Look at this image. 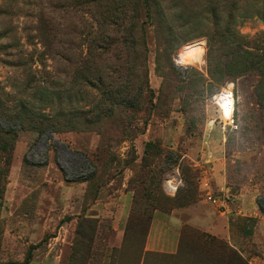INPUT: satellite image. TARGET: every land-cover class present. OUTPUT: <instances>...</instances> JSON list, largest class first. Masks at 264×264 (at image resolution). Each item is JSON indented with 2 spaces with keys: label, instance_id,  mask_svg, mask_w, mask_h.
I'll return each mask as SVG.
<instances>
[{
  "label": "rangeland",
  "instance_id": "obj_1",
  "mask_svg": "<svg viewBox=\"0 0 264 264\" xmlns=\"http://www.w3.org/2000/svg\"><path fill=\"white\" fill-rule=\"evenodd\" d=\"M226 24L264 57V0H0V264H221L196 235L264 264V63H172ZM228 82L235 129L203 103ZM184 189L226 201L229 235L186 224L185 252L146 249Z\"/></svg>",
  "mask_w": 264,
  "mask_h": 264
},
{
  "label": "trees",
  "instance_id": "obj_2",
  "mask_svg": "<svg viewBox=\"0 0 264 264\" xmlns=\"http://www.w3.org/2000/svg\"><path fill=\"white\" fill-rule=\"evenodd\" d=\"M244 41L245 40L243 36L236 32L233 29L232 25L230 26V24H226L221 29H215L211 34L208 35V49L206 53V62L208 69L211 72H215L220 69V54L226 51V49L231 51L235 56H238L241 59H245L246 68L256 69L262 67L264 63L263 54L253 53V47H245L243 44ZM83 80L86 84L91 85L88 79ZM179 188L176 190L175 194L178 192ZM182 193L184 194L181 195L180 193V202L178 207L188 206L192 201V196L187 189H184ZM257 204L260 211L264 214L263 204L260 199L257 200ZM184 227L185 225L181 229L180 239L178 243L179 246L178 250L175 253L179 251L185 252V247L183 246V248L181 246L183 237L182 230ZM194 239H197V241L199 242L198 244L203 248L210 249L208 251L206 250V252H211V257L221 262V264H249L246 258H244L237 250L229 247L224 242L216 240L215 237H211L209 235H205V237L196 235ZM28 262L29 255L26 256L23 261H8L5 264H27Z\"/></svg>",
  "mask_w": 264,
  "mask_h": 264
},
{
  "label": "crops",
  "instance_id": "obj_3",
  "mask_svg": "<svg viewBox=\"0 0 264 264\" xmlns=\"http://www.w3.org/2000/svg\"><path fill=\"white\" fill-rule=\"evenodd\" d=\"M219 179H221V175ZM218 187L220 190L226 189L225 185L220 181L218 182ZM177 211H182V213L187 214V219L180 218L182 217V213ZM231 214L232 210L228 206L224 212L216 211L214 208L207 209L205 204L200 200L188 206L178 207L168 214L169 217H174L177 221L172 228L167 224L168 220L166 221L165 218H162L156 213L152 220V225L159 224L158 228L156 227L158 232L154 235H149L146 249L150 251L175 253L178 250L181 229L186 224L225 238L229 235L228 222ZM164 222L167 225H164Z\"/></svg>",
  "mask_w": 264,
  "mask_h": 264
},
{
  "label": "clouds",
  "instance_id": "obj_4",
  "mask_svg": "<svg viewBox=\"0 0 264 264\" xmlns=\"http://www.w3.org/2000/svg\"><path fill=\"white\" fill-rule=\"evenodd\" d=\"M207 53L206 40L203 38H193L182 42L176 49V54L172 57V63L179 69L187 70L197 64L205 63ZM234 85L231 82L217 85L207 90L203 96V103L213 106L220 115L230 121V127L235 129L239 127L241 113H237L236 121H231L233 112L236 111L235 105L239 102V97L233 96L232 89ZM179 173L169 174V179L165 184L171 186L173 182L177 187L183 186V181L178 178Z\"/></svg>",
  "mask_w": 264,
  "mask_h": 264
},
{
  "label": "built area",
  "instance_id": "obj_5",
  "mask_svg": "<svg viewBox=\"0 0 264 264\" xmlns=\"http://www.w3.org/2000/svg\"><path fill=\"white\" fill-rule=\"evenodd\" d=\"M233 92V91H232ZM178 171H173L170 174L175 175V173ZM179 173V172H178ZM179 179H181L180 174H179ZM169 179V174L167 175V177L164 179L163 181V191L165 192L166 195L168 196H173L176 192V190L179 188L175 185V182H173V184L171 186L165 184V181ZM182 180V179H181ZM207 199L210 203H213L217 206V209L219 211H225L227 208V203L223 198L220 197H215L210 195V193H207Z\"/></svg>",
  "mask_w": 264,
  "mask_h": 264
}]
</instances>
